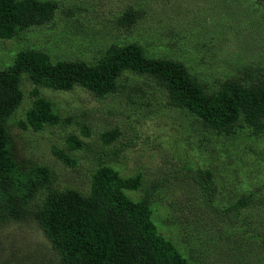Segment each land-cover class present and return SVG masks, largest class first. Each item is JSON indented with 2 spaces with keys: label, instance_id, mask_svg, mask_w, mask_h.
<instances>
[{
  "label": "rangeland",
  "instance_id": "rangeland-1",
  "mask_svg": "<svg viewBox=\"0 0 264 264\" xmlns=\"http://www.w3.org/2000/svg\"><path fill=\"white\" fill-rule=\"evenodd\" d=\"M53 1L60 4L54 28L37 26L15 39L0 38V68L29 46L47 49L56 58L95 62L111 43L131 41L143 45L150 56L182 58L207 83L224 80L244 65L264 63V6L255 0ZM131 7L144 9L145 17L130 29L119 28L118 18ZM128 79L127 84L136 78ZM33 86L24 79L26 98L13 115L10 130L19 156L49 166L58 188L88 193L105 151L102 164L122 177L142 173V187L126 190L130 198L140 200L147 196L149 183H162L150 199L153 219L159 233L171 239L191 264H264V202L244 209L236 219L226 218L212 208L195 180L199 167H211L218 174L214 204L219 209L257 186L261 189L256 194L264 197V137L243 131L231 143L203 138L157 86L102 97L81 86L69 91L41 86L42 96L61 118L69 116L72 121L24 130L18 121L31 106ZM83 126L90 136H83ZM111 129L120 135L105 145L100 134ZM69 135L84 142L83 149L69 152L76 166L62 162L51 149L66 148ZM1 246L5 254L16 250L19 256L30 254L38 260L50 251L33 222L1 227Z\"/></svg>",
  "mask_w": 264,
  "mask_h": 264
},
{
  "label": "trees",
  "instance_id": "trees-1",
  "mask_svg": "<svg viewBox=\"0 0 264 264\" xmlns=\"http://www.w3.org/2000/svg\"><path fill=\"white\" fill-rule=\"evenodd\" d=\"M255 1L264 6V0ZM59 8L53 0H0V38L15 39L37 26L54 28ZM145 15L144 9L131 7L117 25L130 29ZM12 56L9 66L0 68V228L33 222L48 240L50 251L38 260L30 254L19 256L16 250L5 254L1 246L0 264H191L171 239L159 233L153 219L150 199L162 183H149L147 196L140 200L130 198L126 190L142 187V173L122 177L102 164L106 152L101 151L88 193L61 189L49 166L19 156L10 121L26 98L23 81L34 85L31 106L18 121L24 130L40 131L47 125L72 121L69 116L61 118L52 102L42 96L41 86L62 91L81 86L97 97L157 86L170 106L185 112L203 138L213 136L231 143L243 131L264 137V63L244 65L224 80L207 83L182 58L150 56L136 41L111 43L95 62L56 58L35 46L19 49ZM132 75L136 79L127 84L125 79L129 81ZM81 133L91 135L84 126ZM119 135L111 129L100 137L109 145ZM83 147L78 135H69L66 148L51 149L62 162L76 166L69 152ZM196 172L202 193L226 218L236 219L244 209L264 202L256 194L261 189L257 186L219 209L214 204L218 174L211 167H199Z\"/></svg>",
  "mask_w": 264,
  "mask_h": 264
}]
</instances>
